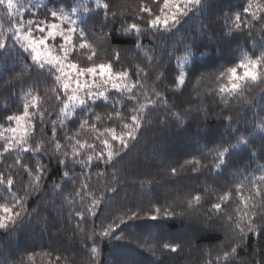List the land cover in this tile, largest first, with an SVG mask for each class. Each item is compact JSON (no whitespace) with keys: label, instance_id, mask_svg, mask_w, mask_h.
Instances as JSON below:
<instances>
[{"label":"trees","instance_id":"16d2710c","mask_svg":"<svg viewBox=\"0 0 264 264\" xmlns=\"http://www.w3.org/2000/svg\"><path fill=\"white\" fill-rule=\"evenodd\" d=\"M18 2L24 7L39 3L52 8L59 0ZM143 2L158 12L151 0ZM69 3L94 7L93 0ZM158 3L163 6V0ZM249 3L252 7L242 15L247 26L242 23L241 29H236L233 14L242 12ZM140 4L141 0H112L111 10L116 16H109L106 27L97 23L103 13L88 20L86 31L89 43L97 50L96 64L108 62L112 53L118 51L120 61L114 63L115 70H135L139 66L149 75H130L127 80L115 81L121 87L139 81L133 90L136 103L127 99V91L116 92L112 82L101 84L103 78L96 77L100 86L93 91L109 93V103L98 102L100 106L95 108L105 117L103 127L122 123L107 120L113 113V100L126 104L120 109L125 114L140 105L147 107L140 113L141 127L135 133L136 139H129L126 148L114 142L120 154L111 163L106 162L108 149L94 139L96 133L82 131L77 139L96 145L95 149L76 146L83 153L77 161L93 157L90 164L84 165L72 163L75 140L64 139L77 129V121L84 113L77 110L74 119H65L53 92L61 86L10 39L21 19L26 31L27 21L43 19L45 9L38 11L33 7L27 13L23 8L13 9L9 15L0 6V40L7 42V47L0 50V145L8 140L13 149L18 148L15 140L22 135H13L9 130L17 129L18 124L6 117L21 116L24 104L36 103L33 97L38 96L39 107L29 108V116L20 121L28 129L24 147L42 143L47 149L39 154L14 150L0 156V172L14 180L7 192L0 185V196L21 198L24 209L14 225L0 229V264H264V196L255 195V185L264 191V181L259 179L264 175V132L257 127L264 120V77L246 84L239 94H223L227 102L217 94L224 83L217 77L224 69L235 66L245 54L252 57L253 53L259 56L264 52V0H202L201 7L181 17L170 31L153 30L137 39L135 34L125 35L119 30L122 24L127 26L125 20L136 16ZM252 14L261 19H254ZM137 44L142 47L137 48ZM188 45H206L208 55L195 57L197 71L186 79L185 85L177 87L171 82L172 70L177 66V58L183 55L178 50ZM87 54L84 50L75 60L86 66ZM191 67L186 65V69ZM260 71L264 73V66ZM87 79L92 83V77ZM40 113L44 114L42 120ZM120 132L121 127H117V133ZM237 135H244L250 143L232 152L223 170H216L212 149L220 143H235ZM53 139H59L63 145L58 154L49 143ZM101 151L105 160L96 159ZM65 152L68 167L58 162L65 159ZM16 160L30 166L39 163L46 169L38 187H34L32 177ZM172 168L177 169L176 175ZM65 171L70 178L62 179ZM85 184L88 188L82 191ZM241 185L242 196L235 191ZM229 192L231 199L223 202V211L213 209L212 205L221 203L220 197ZM196 195L201 197L200 202L193 201L189 207L188 201ZM250 195L254 199L248 200L245 209L242 198ZM93 199L99 201L98 206L93 207ZM244 211L248 213L245 222L255 217L256 230L248 232L245 228L241 234L227 217L239 222ZM77 212L85 219L81 220ZM109 225L114 232L105 237L102 231ZM166 243L177 247V251L165 249ZM93 247L98 250L95 255L91 252ZM233 247L236 253L225 261L224 253H231ZM57 256L61 257L59 261Z\"/></svg>","mask_w":264,"mask_h":264},{"label":"snow or ice","instance_id":"6c2138e0","mask_svg":"<svg viewBox=\"0 0 264 264\" xmlns=\"http://www.w3.org/2000/svg\"><path fill=\"white\" fill-rule=\"evenodd\" d=\"M51 3V0H49ZM152 4H155L158 8V12L153 11V8L148 4L144 3L141 0V4L138 7L137 14L135 17H132L130 20H125L123 23L127 26H123L119 30L125 35L135 34L136 38L139 39L140 36H143L146 32L149 31H159L163 29L164 31H170L176 24L180 22V18L187 16L189 12L193 9L199 8L202 6V0H163V6L160 7L158 0H151ZM94 7H85L84 5H72L69 3V0H59L56 6L48 8L47 5L43 4H30L29 7H24L22 4L16 0H0V6H3L7 9L8 14L12 15L13 9L19 11L23 8L24 12L27 13L31 8L35 7L39 11V8H44L45 12L43 14V19H30L27 21L26 31L25 24L21 19L19 27L16 29L14 35L10 39H14L18 44L21 50L24 53L28 54L31 61L40 69L45 70L50 76L54 77V80L61 87L59 90L53 89L55 92V99L60 102L62 107H60V113L65 117V119L75 118L77 110L84 113V116L77 121V129L69 136L64 137L66 141L75 140V145L72 148V163L79 162L81 165L90 164L93 157L88 156L86 160L77 161L76 158L83 155L82 152L77 150V145L79 148H90L95 149V144H88L87 141L81 143L77 137L80 136L81 132L85 129L90 130L91 132L96 133L94 139L98 140L104 148L108 149L106 154V162L111 163L112 160L118 156L120 153L115 148L114 142H118L121 148L127 147V141L129 139H136L135 133H137L141 127L140 124V113L144 111L147 107L146 105H140L139 108L134 107L130 112L125 114L120 109L126 107V104L122 103L120 99L111 101V107L113 108V113L109 114L107 120L110 122L120 121L122 122L119 125L103 127L105 117H102L95 111L96 107L100 106V103L108 104L109 93L105 91L94 92V88H98L100 85L96 83V77L99 76L103 78L101 84H107L112 82V87L116 92L124 93L127 91L130 95L127 97L129 101L136 103L134 89L138 86L139 81L132 83L130 86L124 84L121 87L115 81H124L129 78V76L140 77L143 75L145 78L148 77L147 73L143 68L137 66L135 70H129L126 68H121L119 70L114 69V63H119L120 53L118 51L113 52L111 58L106 63L96 64L94 62L97 57L96 48L89 43L88 35L86 31L88 20L91 19L93 15L100 17V14L103 13V16L97 21L101 27L107 26V21L109 16L115 17L116 13L111 10L112 0H93ZM260 6V5H258ZM252 7V4L249 3L247 7L242 8V12H237L233 14L234 17V26L236 29H241V24L245 23L242 20V15L249 12V9ZM35 16L36 13H33ZM254 19H261V17H256L255 14H252ZM147 17V18H146ZM95 26V24L93 25ZM245 26L246 23H245ZM23 31V34H21ZM106 35H111L108 33ZM79 41L77 44L76 41ZM137 48L142 47L141 44L136 45ZM7 47V42L5 40H0V50ZM207 46L197 47L196 45H188L182 50L183 55L177 58V66L172 70V84L179 87L183 86L186 83V79L190 78L197 71L195 57L207 56L208 53L204 50ZM87 51L86 59L89 62L86 66H81L79 62L75 60L77 54ZM150 61L152 58L147 57ZM191 64V68L186 69V65ZM264 66V52H261L259 56H255L253 53L252 57H249L245 54L244 58L235 64V66L227 67L221 72V75L217 77L218 80L224 81L219 88L218 93L222 100L227 102L226 97L223 95L227 93L228 95L239 94L244 86L249 82L262 81L264 73H261L260 69ZM59 73V74H57ZM87 77H92V83L88 82ZM82 78H84L82 80ZM162 77H158L160 79ZM264 82V81H262ZM75 85L73 87L72 85ZM157 98L161 97L160 93H154ZM166 103V98H163ZM36 103H25L24 112L21 116H7V121L15 120L17 124L20 123L25 117L29 116V108H38L39 107V97H33ZM154 106V102H151ZM43 113H40L41 120L43 119ZM90 121H92L90 123ZM53 124V137L56 136L55 121H52ZM100 125V127H98ZM33 131L35 130V124L31 125ZM117 127H121V132L117 133ZM258 129L261 132H264V120L257 125ZM13 133L16 132V129H9ZM238 131V130H237ZM28 136L27 127L24 129V136L19 140H15V144L18 146L17 149L12 148V141L6 140L4 145H0V148L3 149L0 152V156H3L4 153H11L14 150H22L25 153L39 154L46 152L47 149L44 145L37 144L34 147H24V144L27 143L26 137ZM127 138V139H126ZM54 145L53 152L59 153L63 147L59 139H53L49 142ZM250 143L249 139L244 135H237L235 143H229L225 146L224 143L217 144L212 151L215 153L214 160L215 169L223 170L227 166L228 157L235 150L239 149L241 146L245 148ZM65 159L59 160L58 162L64 164L65 167H68V154L64 153ZM97 160H105V153L101 151L97 157ZM15 163L20 164L22 168L32 177L34 181V187H38L40 181L43 179V173L46 170L42 165L37 163L34 166L23 162L22 160H16ZM186 163H193L188 161ZM199 163V161H195ZM171 172L173 175L177 174V169L172 168ZM63 178H70L69 172L65 171L62 174ZM259 179L264 181V175L260 176ZM65 182H67L65 180ZM14 180L11 176H6L3 172H0V185L5 186V192L10 190ZM59 187V185H56ZM242 185L239 186L235 191L238 195L242 196ZM88 188V185H84L82 191ZM80 195V193H77ZM255 195L264 196V191L261 190L259 185H255ZM231 199V192L226 193L224 196L220 197L221 203H214L212 208L217 212L223 211L224 204ZM254 199V196L250 195L247 199L242 198V203L244 208H248V200ZM201 197L199 195L193 196L192 200L188 201L189 207L192 206L193 201L197 204L200 202ZM0 229H7L9 224H15L23 214V201L21 198L16 197L15 195L12 199H6L3 196H0ZM14 201V202H13ZM99 201L96 199L92 200L93 207L98 206ZM19 206V207H18ZM239 211V210H238ZM156 212L159 213L160 209L157 208ZM77 216L81 220H84L85 217L82 213L77 212ZM95 215V213H93ZM168 213L165 211V216ZM248 216L247 211H244L243 215L240 216V221H233L232 216H228V220L232 221L235 224V228L239 229L240 233L243 234L245 228L248 232H253L256 230V225L254 223L255 217L249 218L245 222V217ZM133 218H136V214L133 213ZM153 220H156V216L151 217ZM241 222L244 223V227H241ZM264 230V229H261ZM114 232L112 225H109L102 231V235L105 237L111 236ZM120 239L119 236L115 237ZM165 249H170L172 252L177 251V247L170 244H164ZM97 249L93 247L91 252L93 255L97 253ZM236 248L231 249V253L225 252L224 259L227 261L230 255L236 253ZM61 257L57 256L56 260L59 261ZM219 259V258H218ZM211 264V262H209Z\"/></svg>","mask_w":264,"mask_h":264},{"label":"rangeland","instance_id":"374dc122","mask_svg":"<svg viewBox=\"0 0 264 264\" xmlns=\"http://www.w3.org/2000/svg\"><path fill=\"white\" fill-rule=\"evenodd\" d=\"M27 127V125L26 124H24V123H20V124H18V128L16 129V132L15 133H13V135H22V136H24V129ZM13 138H15V136H13ZM164 148V146H162V149ZM161 154V153H160ZM161 156H162V154H161ZM162 162V161H161ZM166 163H167V160H166ZM160 165H163V163H160ZM161 168V167H160ZM161 171L163 172L164 171V166H162V168H161ZM194 184V183H193Z\"/></svg>","mask_w":264,"mask_h":264}]
</instances>
